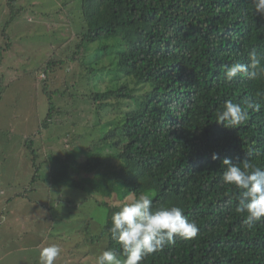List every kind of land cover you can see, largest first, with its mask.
<instances>
[{"label":"trees","instance_id":"trees-1","mask_svg":"<svg viewBox=\"0 0 264 264\" xmlns=\"http://www.w3.org/2000/svg\"><path fill=\"white\" fill-rule=\"evenodd\" d=\"M73 3L83 24L77 52L95 45L86 74L110 73L103 90L100 82L91 83L88 101L97 113L109 106L115 114L87 147L47 155L45 182L103 198L97 203L106 209L105 221L89 241L104 236L107 249L118 254L108 229L123 203L149 194L154 209L182 208L196 222L197 235L176 237L141 264H264V218L243 224L245 216L235 212L239 192L223 183L221 164L224 158L249 159L264 168V76L237 75L228 82L224 75L226 66L249 63L253 48L264 65V18L253 15L250 0ZM53 94L37 134L52 120ZM227 100L260 107L249 110L246 122L225 128L216 123V112ZM25 145L35 165L32 140ZM80 155L84 159L77 161ZM37 172L34 166L33 182ZM81 174L88 177L79 180Z\"/></svg>","mask_w":264,"mask_h":264},{"label":"rangeland","instance_id":"rangeland-1","mask_svg":"<svg viewBox=\"0 0 264 264\" xmlns=\"http://www.w3.org/2000/svg\"><path fill=\"white\" fill-rule=\"evenodd\" d=\"M73 1L0 0V264H40V250L52 244L62 250L55 264H94L95 256L107 249L104 236L89 241L105 221L106 209L97 203L103 198L54 189L44 180L47 155L87 147L115 114L109 106L97 113L88 101L91 83L100 82L103 90L111 84L110 73L93 79L86 74L95 45L77 52L83 24ZM49 93H54L55 110L47 129L37 134ZM29 139L35 165L25 145ZM83 159L80 155L77 161ZM33 165L38 168L34 182Z\"/></svg>","mask_w":264,"mask_h":264},{"label":"clouds","instance_id":"clouds-1","mask_svg":"<svg viewBox=\"0 0 264 264\" xmlns=\"http://www.w3.org/2000/svg\"><path fill=\"white\" fill-rule=\"evenodd\" d=\"M253 15L264 18V0H250ZM249 63H233L225 68V80L231 82L237 75L257 78L264 76V65L255 48L248 53ZM259 105L245 100L243 104L227 100L216 112V123L225 128H235L246 122L249 110H259ZM212 159H218L216 154ZM222 181L238 190L235 212L245 216L243 224L252 226L264 218V168L243 159L239 163L224 158ZM149 194L133 197L123 203L111 216L108 232L119 246V254L106 249L95 256L94 264H141L150 254L172 245L176 237L190 239L197 235L198 226L190 221L178 206L153 208ZM61 248L52 244L43 247L39 253L40 264H55L61 255Z\"/></svg>","mask_w":264,"mask_h":264}]
</instances>
